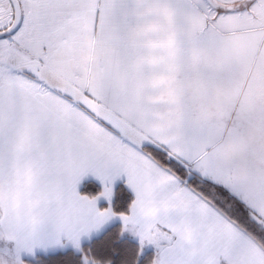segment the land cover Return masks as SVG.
Listing matches in <instances>:
<instances>
[{
  "label": "snow or ice",
  "instance_id": "1",
  "mask_svg": "<svg viewBox=\"0 0 264 264\" xmlns=\"http://www.w3.org/2000/svg\"><path fill=\"white\" fill-rule=\"evenodd\" d=\"M116 215L151 264H264V0H0V264Z\"/></svg>",
  "mask_w": 264,
  "mask_h": 264
},
{
  "label": "trees",
  "instance_id": "2",
  "mask_svg": "<svg viewBox=\"0 0 264 264\" xmlns=\"http://www.w3.org/2000/svg\"><path fill=\"white\" fill-rule=\"evenodd\" d=\"M100 191V186L92 181L84 183L80 189V193L82 195H87L89 197L96 196ZM132 200V194L125 188L124 185L120 184L115 188L110 200L102 203L99 207L103 209L111 206L113 211L116 213L126 212ZM129 244L133 245L131 240H128L127 237H123L122 227L120 225H113L100 236L89 242L81 244L78 250L70 248L65 251L39 253L36 257L27 260V263L82 264V254H88L98 259L101 264H104L105 261H110V264H125L128 259H130L131 264V260H136L139 257L137 255L139 253V249L137 248V251L135 252L133 251V248L129 247ZM135 245L138 247V244ZM127 249L129 252L127 255L129 256L124 255V257L121 258L123 251H127ZM154 253L155 252L151 250H148L143 254L141 253L142 256L139 258L138 264H151Z\"/></svg>",
  "mask_w": 264,
  "mask_h": 264
},
{
  "label": "crops",
  "instance_id": "3",
  "mask_svg": "<svg viewBox=\"0 0 264 264\" xmlns=\"http://www.w3.org/2000/svg\"><path fill=\"white\" fill-rule=\"evenodd\" d=\"M88 181H92V182L98 184L100 186V188H101V191H102L103 185L101 184V181L96 176H94L93 174L88 173L85 176H83L81 178V180L79 181V183L77 184V191L79 193H80V189L83 186V184L88 182ZM120 184L125 186V188L132 194L133 199H134V193L132 192L131 188L127 185L126 177L123 174H121L119 177L115 178L112 181V185H111V187H112V195H113V193L115 191V188L118 185H120ZM112 195H111V197H112ZM107 201H108V199H105L102 196L98 197V199H97V207L100 208L99 207L100 204H102L104 202H107ZM113 225H120L122 227V222H121V219H120V217L118 215L111 217L106 222H104L100 227L91 230L89 233L81 235L79 244L81 245L83 243H86V242H89V241L93 240L94 238L100 236L102 233H104L107 229H109ZM122 235H123V237H128V236L131 235L133 237V239L136 238V240L139 241L138 236H136L135 234H133L132 232H130L128 230H123L122 231ZM145 246L148 247L149 250H151V248L154 249V246L151 245V244H145ZM73 247L74 246L70 242H64V243H61V244L51 245V246H47V247H37L30 254L29 253H22L21 254V258L24 261H26V264H28L27 260L36 257V255L39 254V253H52V252H58V251H65L66 249L73 248Z\"/></svg>",
  "mask_w": 264,
  "mask_h": 264
},
{
  "label": "rangeland",
  "instance_id": "4",
  "mask_svg": "<svg viewBox=\"0 0 264 264\" xmlns=\"http://www.w3.org/2000/svg\"><path fill=\"white\" fill-rule=\"evenodd\" d=\"M101 205V204H100ZM121 232V231H120ZM128 238V240H131L132 241V244L133 245H131V244H129V247H131V248H133V251H137V248L139 249V253L137 254L139 257L136 259V260H131V264H138L139 263V258L142 256V254L144 253V252H146V251H148L149 250V248L148 247H146L145 245L141 248V246H140V243H139V241H137L136 240V238H134L133 239V237L130 235V236H128L127 237ZM135 244H138V247H136V245ZM121 248H122V246H121ZM121 248H120V250H121ZM140 248H141V250H140ZM70 249V248H69ZM71 249H73V250H78L79 248H76V247H73V248H71ZM67 250V249H66ZM132 251V252H133ZM151 251H155V249H153V248H151ZM135 252H133V253H135ZM77 253V252H76ZM129 252H128V249H127V251H123V255H121V258H123L124 257V255H127ZM142 253V254H141ZM127 256H129V255H127ZM125 264H130V259H128L126 262H125Z\"/></svg>",
  "mask_w": 264,
  "mask_h": 264
},
{
  "label": "clouds",
  "instance_id": "5",
  "mask_svg": "<svg viewBox=\"0 0 264 264\" xmlns=\"http://www.w3.org/2000/svg\"><path fill=\"white\" fill-rule=\"evenodd\" d=\"M104 264H110V261H105Z\"/></svg>",
  "mask_w": 264,
  "mask_h": 264
}]
</instances>
